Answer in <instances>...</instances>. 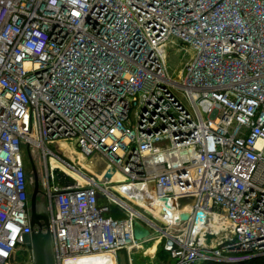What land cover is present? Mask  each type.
I'll return each mask as SVG.
<instances>
[{
	"label": "built area",
	"instance_id": "obj_1",
	"mask_svg": "<svg viewBox=\"0 0 264 264\" xmlns=\"http://www.w3.org/2000/svg\"><path fill=\"white\" fill-rule=\"evenodd\" d=\"M28 136L55 264L116 261L141 245L135 222L157 228L117 188L160 216L191 201L169 224L183 234L155 229L173 264L264 258V0H0V264L34 255ZM55 170L77 186L55 188ZM100 196L127 217H106Z\"/></svg>",
	"mask_w": 264,
	"mask_h": 264
},
{
	"label": "water",
	"instance_id": "obj_2",
	"mask_svg": "<svg viewBox=\"0 0 264 264\" xmlns=\"http://www.w3.org/2000/svg\"><path fill=\"white\" fill-rule=\"evenodd\" d=\"M30 122H31V118H30ZM31 130H32V126H31ZM20 144H21V154L23 161L28 209H29L31 232H32L31 241H32L35 264H55L52 238L49 229V215L47 210L46 194L43 187V173H42L39 150L34 146L30 145L29 136H28V142L20 140ZM53 185L55 188H58L59 190H63L69 187L77 186V181L72 177H70L69 175L65 174L64 172L60 170H55L53 172ZM138 190L139 189H135V188L123 189L122 192H124L123 194L129 196L130 200L133 203L138 205L147 214L151 216L152 214L149 211H156L160 208L157 205H153L151 199H148L145 196L144 192H140ZM148 192L151 197L156 196L155 184L149 185ZM30 195H31V203H30ZM107 203H108L107 200L103 196H100L98 201L99 207L105 208L108 206L109 208V212L106 214V217H110L113 220H118V221L127 217V215L123 211H121L117 206L115 205L109 206ZM183 203H186V201H184ZM161 214L162 216H167V217H169L170 215V213L169 214L161 213ZM186 218H184V220ZM44 227H48L47 232H43ZM157 228L163 230L160 227ZM157 228L153 227V229H157ZM157 236L158 234L157 235L152 234V229L150 227L143 225L139 222L134 223V238L139 244L147 243L153 240ZM213 239H216L215 235H211V234L207 235V243H209ZM245 262L248 261L236 260L234 263L238 264Z\"/></svg>",
	"mask_w": 264,
	"mask_h": 264
},
{
	"label": "rangeland",
	"instance_id": "obj_3",
	"mask_svg": "<svg viewBox=\"0 0 264 264\" xmlns=\"http://www.w3.org/2000/svg\"><path fill=\"white\" fill-rule=\"evenodd\" d=\"M181 56L179 55H173L170 58L169 61V67L170 70L173 71V69L176 67L178 64V61L180 60ZM180 62V61H179ZM53 148H56V145H51ZM57 149V148H56ZM40 155V153H39ZM88 170L91 168L87 165L85 166ZM100 173H95L94 178H99ZM151 216H153V223L157 227H165L169 226V234L171 235H181L186 231L187 224L184 222L179 225V226H173V225H166L163 221V216L161 217L160 215H156L153 213ZM187 216L185 215L183 218H186ZM177 218L181 219V214L177 216ZM152 234H158L157 237H155L153 240L147 242V245L141 244L137 250L132 251V255L129 258V256H126V253H120L119 254V264H122V257L127 260V264H130V259L132 258L133 264H173V261L165 254L163 255V250H164V244L167 240L166 237L163 235L159 234L158 232L155 231V229H152ZM141 247V248H140ZM150 254L153 256L151 258ZM87 261V259H84ZM88 262V261H87ZM124 262V260H123ZM90 263V262H89ZM13 264H35V259L34 255L31 253H26L23 252L21 255L17 257V260L14 261ZM204 264V263H203Z\"/></svg>",
	"mask_w": 264,
	"mask_h": 264
},
{
	"label": "bare ground",
	"instance_id": "obj_4",
	"mask_svg": "<svg viewBox=\"0 0 264 264\" xmlns=\"http://www.w3.org/2000/svg\"><path fill=\"white\" fill-rule=\"evenodd\" d=\"M119 178V176H118ZM116 193L122 192V190L120 188H117L114 190ZM191 201H186V203H183L182 205H178V204H171V205H165L166 209L169 211L170 215L169 217L167 216H163V222L166 223V225H169L170 223L172 224H177L179 223L182 219H184L183 217L186 215L188 217L189 212L191 210ZM161 209V208H160ZM160 209L156 210V211H149L151 214L155 213L156 215H160ZM178 214H181V219L177 218ZM162 217V216H161ZM215 222L219 223V220H212L209 224L210 229H216L217 225ZM221 226V225H220ZM197 232V230L195 231ZM84 259H87L84 260ZM90 262V263H89ZM69 264H116V261L114 259V257L107 255V256H98V257H92V258H83V259H79L76 262L73 263H69Z\"/></svg>",
	"mask_w": 264,
	"mask_h": 264
},
{
	"label": "trees",
	"instance_id": "obj_5",
	"mask_svg": "<svg viewBox=\"0 0 264 264\" xmlns=\"http://www.w3.org/2000/svg\"><path fill=\"white\" fill-rule=\"evenodd\" d=\"M163 255H167L170 259H171V256L170 254L163 250ZM172 260V259H171ZM204 264H220V263H212V262H208V263H204ZM221 264H228V263H221ZM241 264H264V258H258V259H253V260H250L248 262H245V263H241Z\"/></svg>",
	"mask_w": 264,
	"mask_h": 264
},
{
	"label": "crops",
	"instance_id": "obj_6",
	"mask_svg": "<svg viewBox=\"0 0 264 264\" xmlns=\"http://www.w3.org/2000/svg\"><path fill=\"white\" fill-rule=\"evenodd\" d=\"M115 179H117L118 178V176H116V177H114ZM148 243H145V244H143L144 246L145 245H147ZM141 248V247H140ZM135 250H137V249H134L133 251H135ZM126 256H129V258L131 257V255H132V252L130 253V255H128V254H125ZM150 256H151V258L153 257L151 254H150ZM123 260H124V262H123ZM127 262V260L126 259H124L123 257H122V264H127L126 263ZM116 264H119V259L118 260H116ZM130 264H133V260H132V258L130 259Z\"/></svg>",
	"mask_w": 264,
	"mask_h": 264
},
{
	"label": "flooded vegetation",
	"instance_id": "obj_7",
	"mask_svg": "<svg viewBox=\"0 0 264 264\" xmlns=\"http://www.w3.org/2000/svg\"><path fill=\"white\" fill-rule=\"evenodd\" d=\"M30 203H31V195H30ZM42 203V202H41Z\"/></svg>",
	"mask_w": 264,
	"mask_h": 264
}]
</instances>
